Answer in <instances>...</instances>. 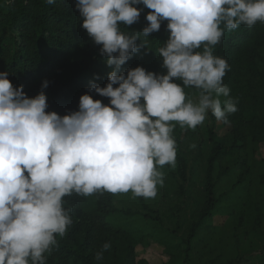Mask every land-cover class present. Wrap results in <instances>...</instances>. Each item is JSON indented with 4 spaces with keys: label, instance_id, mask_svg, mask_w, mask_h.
<instances>
[{
    "label": "clouds",
    "instance_id": "1",
    "mask_svg": "<svg viewBox=\"0 0 264 264\" xmlns=\"http://www.w3.org/2000/svg\"><path fill=\"white\" fill-rule=\"evenodd\" d=\"M141 4L151 10L148 25L126 34L121 25L138 21ZM75 7L81 27L114 66L105 86L89 89L109 103L86 93L77 111L60 116L46 111L49 81L29 98L22 85L13 87L9 72H0V264H46L43 254L72 222L66 195L131 191L154 198L164 183L159 169L175 166L173 122L195 129L210 111L228 124L237 111L235 101L220 99L229 96L222 78L230 66L213 55V46L225 30L264 23V0H76ZM165 20L169 35L158 52L166 74L141 66L119 72L139 51V37L159 31ZM177 80L200 89L197 102Z\"/></svg>",
    "mask_w": 264,
    "mask_h": 264
},
{
    "label": "trees",
    "instance_id": "2",
    "mask_svg": "<svg viewBox=\"0 0 264 264\" xmlns=\"http://www.w3.org/2000/svg\"><path fill=\"white\" fill-rule=\"evenodd\" d=\"M75 4L76 0H55L53 4L46 0H0V72H9L7 78L13 87L22 85L29 98L42 90V81H49L43 89L46 111L60 116L77 111L79 97L86 93L108 104L109 98L89 89L92 83L105 86L108 73L114 69L81 27ZM136 7L143 9L138 21L121 25L129 35L148 25L145 17L151 10L142 4ZM166 25L167 21H162L159 31L149 37L141 35L136 41L139 51L119 72L126 74L128 69L141 66L166 74L158 52L168 39ZM195 51L202 52L203 45ZM213 55L224 58L230 66L222 78L230 89L229 96L220 99L235 101L237 111L228 115V124L207 113L206 155L202 133L173 122L175 166L165 164L159 169L175 182L169 209L161 213L146 205L142 196H136L140 207L118 209L117 193L108 191L66 195L63 207L70 209L72 222L64 236H55L56 246L43 254L46 264H148L146 259H138L136 250L148 244L162 247L165 264H264L263 253L257 262L242 254L250 248L264 249V157L257 155L258 146L264 145V23L225 30L213 46ZM175 82L184 87L182 81ZM184 91L187 98L198 101L200 89L188 86ZM217 123L226 128L223 134L218 133ZM193 144L195 147H190ZM203 156L204 182L197 186L192 170ZM233 172L234 182L216 195L218 180ZM216 217L222 222L215 223ZM105 243L111 246L97 261L95 255Z\"/></svg>",
    "mask_w": 264,
    "mask_h": 264
},
{
    "label": "rangeland",
    "instance_id": "3",
    "mask_svg": "<svg viewBox=\"0 0 264 264\" xmlns=\"http://www.w3.org/2000/svg\"><path fill=\"white\" fill-rule=\"evenodd\" d=\"M208 125H209V121L207 120V117H206L204 122L196 127V129H198L202 133L203 138H204V141H203L204 155L207 154V151L209 149L207 146V142H206L207 140H206V135H205V128ZM215 127L219 134H223L226 131V128H220L218 123L216 124ZM257 155L259 157H264V145L261 144L258 146ZM205 168H206V161L204 160V156L201 160L196 161L193 165L192 177L197 186L203 185ZM166 174L170 176L169 173L163 174L164 183L162 186L160 185L157 186L156 196L154 198H145L146 205L157 207L161 213L166 212V210L169 209L175 197L174 179H171L170 177L168 178V176L166 177ZM235 178H236L235 172L229 175H226L224 177H221L218 180L217 185H216L217 186L216 195H220L222 192L226 191L231 186V184L234 182ZM168 179L170 181H166ZM172 182H174V186ZM136 201H137L136 196L131 191H128L126 193L120 192V193H117L115 206L118 209H124V210L129 209L130 210L134 206L140 207V205H138ZM221 222H222V218L220 217L215 218V223L219 224ZM250 249L245 250L242 254L246 258L252 259V262H257L256 258L260 254L262 253L264 254L263 248L262 250L255 248V250H252V251ZM136 250L138 254V259H146L148 264H165L166 263V257L163 254L162 247L157 244H148L146 247L137 246Z\"/></svg>",
    "mask_w": 264,
    "mask_h": 264
}]
</instances>
